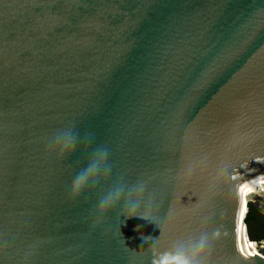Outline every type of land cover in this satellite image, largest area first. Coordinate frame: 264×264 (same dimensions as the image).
<instances>
[{
	"label": "water",
	"instance_id": "1",
	"mask_svg": "<svg viewBox=\"0 0 264 264\" xmlns=\"http://www.w3.org/2000/svg\"><path fill=\"white\" fill-rule=\"evenodd\" d=\"M263 223L264 0H0V264H264Z\"/></svg>",
	"mask_w": 264,
	"mask_h": 264
},
{
	"label": "clouds",
	"instance_id": "2",
	"mask_svg": "<svg viewBox=\"0 0 264 264\" xmlns=\"http://www.w3.org/2000/svg\"><path fill=\"white\" fill-rule=\"evenodd\" d=\"M87 133L86 137H91ZM78 137L71 129L62 131L53 137L51 147L60 156L74 151L77 147ZM109 150L106 147H98L92 153L88 163L72 179L69 194L77 197L89 187H95L101 178H108L111 174V166L108 163ZM142 191V189H141ZM129 190L125 185L117 182L107 192H105L97 202L98 214L109 211L121 199H127ZM133 206L138 201L129 200ZM144 218H147L145 216ZM215 235V234H214ZM144 240L143 237H141ZM209 238L207 234H202L199 238L186 242H179L171 249L157 254L152 264H204V253L208 248Z\"/></svg>",
	"mask_w": 264,
	"mask_h": 264
},
{
	"label": "trees",
	"instance_id": "3",
	"mask_svg": "<svg viewBox=\"0 0 264 264\" xmlns=\"http://www.w3.org/2000/svg\"><path fill=\"white\" fill-rule=\"evenodd\" d=\"M251 216H252V212H248V215H246L245 221L249 222V219H250ZM262 226H263V230H264V223L262 224ZM263 233H264V231H263ZM250 234L253 235L252 232H250Z\"/></svg>",
	"mask_w": 264,
	"mask_h": 264
},
{
	"label": "snow or ice",
	"instance_id": "4",
	"mask_svg": "<svg viewBox=\"0 0 264 264\" xmlns=\"http://www.w3.org/2000/svg\"><path fill=\"white\" fill-rule=\"evenodd\" d=\"M241 251H243V249H241ZM249 255H251V253H249Z\"/></svg>",
	"mask_w": 264,
	"mask_h": 264
}]
</instances>
